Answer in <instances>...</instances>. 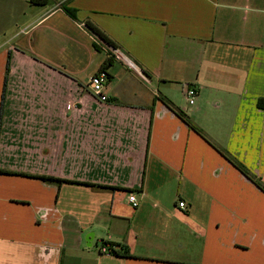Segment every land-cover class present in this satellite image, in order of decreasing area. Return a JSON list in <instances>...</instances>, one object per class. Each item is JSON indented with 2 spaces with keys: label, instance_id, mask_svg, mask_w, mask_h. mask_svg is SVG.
<instances>
[{
  "label": "crops",
  "instance_id": "1",
  "mask_svg": "<svg viewBox=\"0 0 264 264\" xmlns=\"http://www.w3.org/2000/svg\"><path fill=\"white\" fill-rule=\"evenodd\" d=\"M2 96L0 264H264V0H0Z\"/></svg>",
  "mask_w": 264,
  "mask_h": 264
},
{
  "label": "built area",
  "instance_id": "2",
  "mask_svg": "<svg viewBox=\"0 0 264 264\" xmlns=\"http://www.w3.org/2000/svg\"><path fill=\"white\" fill-rule=\"evenodd\" d=\"M107 50H108L107 53L109 58L121 63L127 69L134 71L137 75L140 76L141 79L146 81L145 75L140 71L138 66L130 58H128L125 54H123L120 50L110 47H107ZM106 82H107V77L104 73H97L91 76L88 81V89L90 93L100 102L107 101V96L104 94V87ZM183 94L186 102L189 105H193L197 95L196 87L194 85H187V84L184 85ZM127 201L132 208H136L138 206L136 196L133 193H130L128 195ZM178 207L183 208L184 203L183 202L178 203ZM100 251L104 254H109L107 248H102Z\"/></svg>",
  "mask_w": 264,
  "mask_h": 264
},
{
  "label": "trees",
  "instance_id": "3",
  "mask_svg": "<svg viewBox=\"0 0 264 264\" xmlns=\"http://www.w3.org/2000/svg\"><path fill=\"white\" fill-rule=\"evenodd\" d=\"M29 3L31 5L34 6H44L48 3V0H29ZM65 12L71 16L72 18H75L73 11L69 10V9H65ZM87 28L99 39L101 40L104 44H106L108 47L110 48H116L113 43L105 36L103 35L98 29H96L95 27L89 25L88 23H86ZM99 73H104L103 71H100ZM105 74V73H104ZM106 75V74H105ZM107 77V75H106ZM2 101H3V96L1 97V102H0V107H2ZM243 171V170H242ZM244 173V172H243ZM42 181L44 182H48V183H56V184H60V183H70L69 181H64V180H58V179H53V178H41L39 177ZM262 191H264V187L260 184L257 183L256 184ZM91 186V185H90ZM129 193H133V192H129ZM118 247L119 251L116 252L115 248ZM109 255H114V256H120L119 253H122V256H128L127 253V248L124 246H119V245H110L109 247H107Z\"/></svg>",
  "mask_w": 264,
  "mask_h": 264
}]
</instances>
